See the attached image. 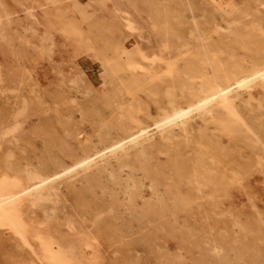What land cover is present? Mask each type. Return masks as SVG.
Segmentation results:
<instances>
[{"label":"rangeland","instance_id":"obj_1","mask_svg":"<svg viewBox=\"0 0 264 264\" xmlns=\"http://www.w3.org/2000/svg\"><path fill=\"white\" fill-rule=\"evenodd\" d=\"M263 52L264 0H0V179L58 173ZM236 105L24 201L0 264H264V83Z\"/></svg>","mask_w":264,"mask_h":264},{"label":"bare ground","instance_id":"obj_2","mask_svg":"<svg viewBox=\"0 0 264 264\" xmlns=\"http://www.w3.org/2000/svg\"><path fill=\"white\" fill-rule=\"evenodd\" d=\"M143 53L136 51L132 53V56L138 59ZM156 62V58L153 59L152 63L150 62V67L153 70L158 68ZM259 83H264V54L251 58L247 55L242 56L238 63L224 66L220 70L219 77L212 80L211 87L202 88V92L194 97L191 102L172 104L171 109L165 110L152 124L140 125L135 131L122 138L108 141L100 149L84 152L82 156L80 155L81 157H76L72 164L62 171L52 175H41L37 172V174L29 176L28 183L25 185L15 179H0V224L15 230L23 239H27V232L19 215L20 206L24 201L36 205L52 195V190L62 177L69 176L73 178L80 172H87L98 167L100 171H105L113 162L120 163L125 157H128L131 149L139 148L141 153H144L145 144L156 136H160L164 140H172L178 135L187 137L190 134L191 124L196 118L213 120L216 109L219 107L231 124L238 121L240 117L243 119L236 105V100L244 93L248 95L250 100L253 97L254 89ZM52 240L50 244L53 243ZM48 246L50 247L49 244ZM54 247H56V244H54ZM52 263L79 264L73 258L69 259L61 255L53 257Z\"/></svg>","mask_w":264,"mask_h":264}]
</instances>
